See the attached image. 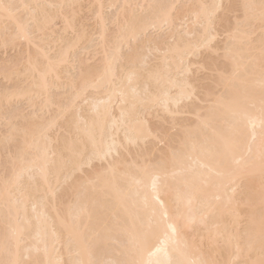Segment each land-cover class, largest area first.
<instances>
[{"label": "bare ground", "instance_id": "obj_1", "mask_svg": "<svg viewBox=\"0 0 264 264\" xmlns=\"http://www.w3.org/2000/svg\"><path fill=\"white\" fill-rule=\"evenodd\" d=\"M221 3L231 9L215 19L219 55L201 49L190 64L185 51L198 48ZM262 11L264 0H0V260L17 249L25 264L259 259ZM197 63L223 82L196 81ZM204 81L214 110L195 148L177 140L162 156L156 132L174 120L196 127L207 106L186 94ZM245 92L257 118L241 131L230 108ZM113 144L119 154L105 156ZM145 157L163 169L158 202Z\"/></svg>", "mask_w": 264, "mask_h": 264}, {"label": "snow or ice", "instance_id": "obj_2", "mask_svg": "<svg viewBox=\"0 0 264 264\" xmlns=\"http://www.w3.org/2000/svg\"><path fill=\"white\" fill-rule=\"evenodd\" d=\"M10 7V6H5ZM39 7V6H38ZM213 11L210 12L206 18V36L201 44L198 46L197 49H188L185 51L184 55L189 57V63L191 64V57H196L197 60L200 59L199 57V50L204 49L207 50L210 57L214 55H219V52L215 51L216 45L213 43L216 40V37L212 35L215 28V19L219 12L225 13L227 16L231 9V5H225L223 3L218 5L212 6ZM262 20H264V11H262ZM237 24H240V21L237 20ZM139 41V37H137ZM183 62V61H182ZM196 67L199 68L204 73L210 74V79L215 80L217 76H219L220 80L223 82L224 75L222 73L217 72L214 68L211 67L209 63L206 64H196ZM106 70L108 72L113 71L112 61L107 62ZM261 70H262V79L260 84V98H259V115L258 119L261 123V126L264 127V48H262L261 52ZM189 74L195 76L196 81H200V76L198 73H194L189 69ZM131 80V77L129 78ZM210 81H204L202 83H192L190 85L189 91L187 92V99L193 104H200L203 103L207 107L202 109L200 113L197 114L196 119L199 123L196 127H193L190 123H184L181 121L174 120L170 126H165L160 128L159 131L156 132L155 141L156 144L161 152V155L164 154V149L168 148L171 149V146L177 141L180 140L182 144H187L189 142L192 143L193 148H195L196 141H197V132L198 129L208 122V117L204 115L205 112L212 113L214 110V106L210 99H205L204 96L206 95V88L207 84ZM256 108V100L255 97L245 92L243 96H238L235 100L233 105L230 108L231 114V123L238 129L242 131L243 125L247 123H252L257 117L254 112ZM173 115H175L173 113ZM151 136V132L147 133ZM120 147L123 146H116V145H109L108 152L105 153V156L111 155L112 152L115 150L117 155L119 154ZM115 161L109 163V167H113ZM239 163V161H237ZM262 164H264V153H262ZM143 171L150 172L153 176L152 180V191H153V199L158 202V185L162 179L163 169L159 168L152 164V161L149 157L144 158V165ZM192 193H179L177 197V204L175 208V214L177 218H182L184 213L182 211L181 205L184 202L185 198H188V202L191 203ZM144 206L146 210H150L152 217L156 218V210L152 205L151 201L145 197ZM167 217V213H165ZM168 227L171 229L173 235L177 233V226L173 223H169ZM256 251L255 245H251L249 248V255ZM17 258L14 259H7V260H0V264H25L24 261L19 259V250L17 249ZM111 264H128V262L123 261H113ZM192 264H214V262L209 260H200V261H193ZM243 264H264V211H262V220L260 223V243H259V259H249L248 261H244Z\"/></svg>", "mask_w": 264, "mask_h": 264}, {"label": "rangeland", "instance_id": "obj_3", "mask_svg": "<svg viewBox=\"0 0 264 264\" xmlns=\"http://www.w3.org/2000/svg\"><path fill=\"white\" fill-rule=\"evenodd\" d=\"M227 1H228V0H227ZM230 1H231V0H230ZM225 3H226V2H225ZM107 12H108V11H107ZM236 14H237V13H236ZM236 14L234 13L233 15H235V17H236ZM237 16H238V15H237ZM232 17H233V16H232L231 14H230V16L228 17V18H229L228 20H230V22H231ZM232 20H234V17H233ZM88 23H89V22H88ZM89 25H90V23H89ZM219 37H220V39H221V38L223 37V35H220ZM220 39H219V40H220ZM221 40H222V39H221ZM221 40H220V41H221ZM200 73H202V74L199 75V76H202V77L204 78V77H205V76H203L204 72H200ZM200 73H199V74H200ZM205 74H206V73H205ZM201 79H202V78H201Z\"/></svg>", "mask_w": 264, "mask_h": 264}]
</instances>
